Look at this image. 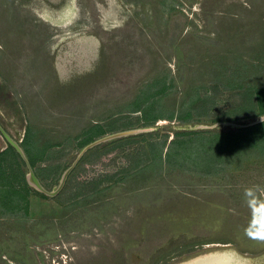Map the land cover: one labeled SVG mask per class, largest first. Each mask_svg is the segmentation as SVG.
<instances>
[{
    "label": "rangeland",
    "instance_id": "obj_1",
    "mask_svg": "<svg viewBox=\"0 0 264 264\" xmlns=\"http://www.w3.org/2000/svg\"><path fill=\"white\" fill-rule=\"evenodd\" d=\"M260 112L264 0H0V128L47 191L72 167L52 196L22 158L17 203L6 156L0 264H264Z\"/></svg>",
    "mask_w": 264,
    "mask_h": 264
},
{
    "label": "trees",
    "instance_id": "obj_2",
    "mask_svg": "<svg viewBox=\"0 0 264 264\" xmlns=\"http://www.w3.org/2000/svg\"><path fill=\"white\" fill-rule=\"evenodd\" d=\"M262 114H264V112H260L259 116L262 115ZM158 119H160V118H156L154 120V122L157 121ZM153 123L147 122V123H144V125L153 124ZM256 128L260 129V131H258L257 133H255L253 135V133L256 130ZM245 131L248 134V135L245 134V136H247V138L244 137V139H243V142L244 143H242L243 145L241 144V140H240V143L239 144H241L242 146H245V144L250 143L252 141V139L254 138L255 139V141L253 140V143L254 144H258L259 142H262L261 145H264V121L263 122H260L258 124L249 126L248 128L245 129ZM249 132H251L250 135H249ZM30 133H32V132H31V130L29 128V132L25 135V137H24L25 139H23L20 142V146L22 147V149H23V151L25 153V156H26L27 160L29 161L30 165L33 166L34 163L37 160H39V158L42 159L43 154H42L41 157H39L37 154L35 156L32 155V152L33 153L34 152L36 153V151L38 149L33 144L34 143L33 142L34 135H32V134H34V133H32V134H30ZM32 136H33V138H32ZM233 136L237 137L236 134H233ZM9 155H10V161H9V164L7 166L11 165L13 167H16L19 170V172H16V174H14V175H17L15 177V179H18V180H16V182L18 183L20 181V183L22 184V190L23 191L21 192L19 190H16V192H15L16 199H18L17 200V203H19V201L21 202V199H23V201L25 202L26 199H27V196H28L27 195L28 194V190H33V188L30 187L29 185H27L25 178H22L23 180H19V177L18 176L20 174V169H21V166L20 165L24 164L23 163V159H22L21 154L12 145H10L9 143L7 144V148L6 149H3L0 152V169H2L3 174H5L4 175L5 176L4 178L7 179V181H5V184H3V186L1 185V189H6V188H8V186H11V185L13 186V182L11 180H8L9 177L6 178L7 175L13 176V174H11L10 172H7L8 171L6 169L7 166L4 165L5 164L4 161H6L5 158H7L6 156H9ZM11 158L15 160V163L11 161L12 160ZM7 182H9L8 183V186H7ZM13 206H15V204H13ZM21 208H23L24 209V213L27 214V204L24 203L23 207L20 206V207H17L15 209L16 210H20ZM15 209H12V211H14Z\"/></svg>",
    "mask_w": 264,
    "mask_h": 264
},
{
    "label": "water",
    "instance_id": "obj_3",
    "mask_svg": "<svg viewBox=\"0 0 264 264\" xmlns=\"http://www.w3.org/2000/svg\"><path fill=\"white\" fill-rule=\"evenodd\" d=\"M0 131L3 133L6 141L12 145L22 156L23 159L26 160V163H27V166H28V169H29V172H28V175H27V180L29 183L33 184L34 186L37 187V189L41 192H44V193H48L50 195H55L56 193H58L61 189H62V186L64 185L65 183V180H66V177H67V174L70 172L71 168L72 167H69L63 174L62 176V179L60 181V184L58 186V188L54 191H47L43 186L42 184L39 182L38 178L36 177L35 173L33 172L32 168H31V165L29 163V161L26 159V156L24 154V151L23 149L21 148V146L19 145V143L17 141H14L4 130H2V128H0ZM112 136H117V134L115 135H112ZM108 137H105V139H107ZM101 140H104V139H100L99 141ZM94 144L95 143H98V141L96 142H93ZM92 145H88L86 148L90 147ZM85 148V149H86ZM220 254H224V252H215V253H210L209 255H206V256H211L212 258L213 257H216L215 255L219 256L218 258V262H220V264H225V261L227 263V260L230 258V260L232 259L233 262L235 264H243L246 262V259H243V257L237 253L236 251H232V252H228L229 255L227 254H224V256L226 257L225 260H224V256H221ZM206 256H199V257H196L192 260H189L183 264H193L192 261H196L198 259H200L201 257H206ZM217 258V257H216ZM220 260V261H219ZM222 260H224L222 262ZM217 262V263H218Z\"/></svg>",
    "mask_w": 264,
    "mask_h": 264
},
{
    "label": "bare ground",
    "instance_id": "obj_4",
    "mask_svg": "<svg viewBox=\"0 0 264 264\" xmlns=\"http://www.w3.org/2000/svg\"><path fill=\"white\" fill-rule=\"evenodd\" d=\"M224 254H227V255H229L228 254V252H224ZM224 254H220L221 256H224ZM216 257H211V256H206V257H201L200 259H198V260H196V261H192V263L193 264H220V262H218V258H219V256H217V255H215ZM225 256H224V260H225ZM224 260H222V262L224 261ZM220 261V260H219ZM218 262V263H217ZM225 264H235L234 262H233V260L231 259L230 260V258L227 260V263H226V261H225Z\"/></svg>",
    "mask_w": 264,
    "mask_h": 264
},
{
    "label": "flooded vegetation",
    "instance_id": "obj_5",
    "mask_svg": "<svg viewBox=\"0 0 264 264\" xmlns=\"http://www.w3.org/2000/svg\"><path fill=\"white\" fill-rule=\"evenodd\" d=\"M37 177V176H36ZM38 178V177H37ZM38 180H39V182L41 183V181H40V179L38 178ZM61 181V180H60ZM60 183V182H59ZM43 187H44V185H42ZM44 193V192H43ZM59 193V192H58ZM58 193H56V194H58ZM53 196V195H52Z\"/></svg>",
    "mask_w": 264,
    "mask_h": 264
}]
</instances>
